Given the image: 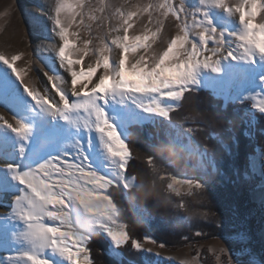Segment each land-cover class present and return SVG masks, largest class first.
<instances>
[{
    "label": "rangeland",
    "instance_id": "374dc122",
    "mask_svg": "<svg viewBox=\"0 0 264 264\" xmlns=\"http://www.w3.org/2000/svg\"><path fill=\"white\" fill-rule=\"evenodd\" d=\"M164 2L165 0H64L65 7L61 12V20L67 27L70 44L66 52L73 60L80 58L83 53L81 62L73 64L72 68L78 73L87 72L89 66L97 68L91 81L83 77L77 80V90L84 85H87L85 91L90 90L94 83L98 82V77L104 73L103 67L97 66L96 62L101 59L105 47L110 45L109 50L104 53L108 56L110 64L113 61L118 63L121 49L111 45V40L117 36L123 37L126 19L131 24L128 29L130 39L134 36L148 35L149 40L145 43L150 45L147 51L140 48L136 52L126 54V62H134L141 55L146 59L162 55L171 39L179 33L177 18L170 11L167 15H162L166 10L159 8V5ZM168 2L177 6L181 4L185 13L189 14V23L193 16L201 21L200 27L215 29L220 33L225 54L233 52L236 56L235 59L232 57L219 59L216 72L203 67L196 69L189 87L192 92H211L224 106L230 105L232 113H239L245 126L242 130L243 136L247 138L251 148L254 147L253 154L247 159L248 174L245 173L244 180L248 183L246 194L249 204L256 207L255 216L250 224L248 223L249 225L240 221L241 228L231 227L233 231L231 230L229 236L205 237L203 233L201 237L194 234L196 238L188 239L184 245H171V243V246L165 245L150 236L146 238L156 242L155 244L144 238L139 242L140 249H134L131 242L130 247H127L129 241L116 246L102 231L95 234L102 236L107 242L106 255L116 264H228V262L264 264V149L262 147L264 129H260L257 118L258 116L264 118V112L259 111L261 104H264V58L257 56L253 62L240 57L238 42L235 40V36L242 32L238 13H226L222 8H217L213 0H203V2L168 0ZM224 2L234 9L241 0H224ZM56 6L57 0H0V54L9 59L12 55L20 57L14 66L21 71L24 85H28L41 95L47 93V96L54 101L60 99L57 95L58 86L66 91L71 104L77 101L71 96L72 77L67 70V62L65 61L62 66L58 57V50L63 45V41L57 34L58 30H55ZM81 10L84 13L82 17L77 15ZM261 15L264 13H259L254 22H261ZM183 19L181 17V27ZM195 31L193 29V32ZM190 38L198 41V36L195 34ZM212 46V42L209 41L207 47ZM185 47L190 48L189 45ZM204 56H210L211 60L218 58L202 50V54L197 56L196 60L202 62ZM49 77L57 79L56 86ZM24 85L7 64L0 61V117L4 118L0 120V264H29L24 259L25 254L40 256L48 260L49 264H68L51 250L35 248L24 239L26 224L14 211L15 201L22 193V185L14 179V173L7 166H17L18 171L23 172L38 167L54 157L63 158L70 154L77 161L86 159L88 168L102 176H111L114 168L99 134L94 128L87 130L84 128L82 112H68L65 118L53 115L35 104L24 91ZM152 99L118 93L98 102V106L126 143L130 136L129 128L133 126L149 125L159 129L164 135L171 136L172 141L184 153V164L190 167L187 168L188 172L171 177L195 178L205 183L206 187L207 183L212 181L207 174L208 171L214 172V164L194 140L193 134L196 130L200 131L194 127V114L191 116L185 114V119L180 123L172 122L170 115L180 112L183 98L179 102L159 101L162 107H174L167 118L143 110L141 106L151 103ZM5 121L13 125L16 122L26 125L30 129L28 136L24 139L17 137L10 129L3 126ZM187 129L192 131L189 133ZM189 145L197 149L200 156L190 155ZM166 181L167 192L176 198L199 191L178 184L173 186L174 190H170L167 184L171 183V180L166 179ZM133 184L135 186L130 189H124L122 185L118 189L124 201L128 191L137 187L135 180ZM88 187L92 186L88 185ZM109 188L111 187L102 191L108 194ZM112 188L117 189L114 186ZM176 191L180 194L177 195ZM168 200L172 201V199ZM49 207L55 210L53 206ZM72 207L73 212L80 217V223L76 227L82 230L87 229L93 219L103 220L107 227L116 228L117 225L122 224L118 221V211L113 223L94 216L78 202H74ZM134 213L148 228L153 220L152 215L137 206L134 208ZM231 217L232 222L236 221L235 216ZM177 222L182 220L178 219ZM44 223L49 226L59 225V221L47 218ZM171 242L176 243V240ZM88 255L91 259L89 252Z\"/></svg>",
    "mask_w": 264,
    "mask_h": 264
},
{
    "label": "snow or ice",
    "instance_id": "6c2138e0",
    "mask_svg": "<svg viewBox=\"0 0 264 264\" xmlns=\"http://www.w3.org/2000/svg\"><path fill=\"white\" fill-rule=\"evenodd\" d=\"M203 2V0H201ZM217 8H222L226 13H238L239 23L242 26V32L235 36L237 49L241 58L247 61H253L259 56L264 58V15H261V22L256 23V17L259 13H264V0H241V3L234 9L224 0H213ZM65 7L64 0H57L55 8L56 16L54 18L55 30H58L63 45L59 47L58 57L61 65L67 62L68 71L72 77L71 96L76 98V103H69L67 93L64 89L57 86V95L59 101H54L47 93L41 95L28 85H24L21 77V71L14 65L20 59L17 55L6 58L0 54V61L7 64L13 74L24 85V91L35 102L53 115H59L65 118L68 112H82L83 125L87 130L94 128L103 141L104 150L111 161L114 171L111 176H102L92 171L87 166L86 159L83 161L74 160L70 154L61 158L54 157L45 163L40 164L28 171L20 172L17 166L8 165V169L14 173V179L22 185V193L15 201L14 211L18 217L24 221L27 231L23 234L24 239L29 241L35 248L49 249L54 254L59 255L66 260L68 264H94L89 259L87 245L91 237L96 232H103L116 245L120 246L125 242H131L134 249H140V244L135 238H131L126 232L127 225L119 224L116 228L107 227L103 220L93 219L89 222L87 229L76 227L80 223V217L73 212V203L78 202L84 206L94 216L102 217L105 220L114 223V218L118 209L114 204L110 195L105 194L102 190L107 187H115L119 189L121 185L124 189L134 187L133 178L126 175V169L129 165L130 146L121 139L116 129L106 119L104 111L98 106V102L105 100L113 94H130L151 97L152 102L142 105L141 107L147 113H153L160 117L167 118L174 107H162L159 101L168 100L179 102L186 92H191L189 85L196 69L203 67L216 72L219 59L232 57L236 58L233 52L225 54L221 45L220 33L212 28L200 27L201 21L192 16L189 23V14L181 4L173 5L165 0L159 5V8L166 11L162 15H167L170 11L177 18L179 33L171 39L167 49L162 55L151 56L147 59L141 55L134 62L125 59L129 52H136L137 49L143 48L147 51L150 45L145 42L149 40L148 35L134 36L130 39L128 29L131 24L128 19L124 20L123 37L117 36L111 40V45H115L121 49L118 63L113 61L110 64L106 53L110 45L105 47L101 53V59L97 60V66H102L104 73L98 77V82L94 83L90 90L85 91L87 85L77 90V80L81 77L91 81V77L97 71L96 67L89 66L88 71L73 70V64H79L83 57L75 60L69 57L66 49L70 48L69 34L66 25L61 20V12ZM81 7V5H78ZM147 11V9H144ZM83 10L77 15L83 16ZM203 16V13H201ZM181 17H183V26L181 27ZM129 19L131 17L129 16ZM162 23V21H157ZM193 29L196 31L193 32ZM195 34L198 41H193L190 37ZM155 35V34H153ZM212 42V47L208 48V42ZM189 45V47H185ZM87 47V45H85ZM202 50L211 53L212 56L218 57L211 60L210 56H204L203 61L196 60V57L202 54ZM242 50V51H241ZM211 61V62H210ZM126 63L128 66H126ZM49 80L56 86V78L49 77ZM260 112H264V104L259 107ZM0 117V120H3ZM3 126L10 129L17 137L24 139L28 136L30 129L19 122L15 125L9 124L7 121ZM191 132V129H187ZM190 155H198L197 149L188 146ZM23 151V149H21ZM208 149L205 148L204 152ZM149 165H154L153 158L149 157ZM161 169L153 166V176H159L161 181L168 179L171 183L167 184V188L174 190V185H186L189 189L195 188L201 193L200 200L203 201L205 183L195 178H174L159 175ZM203 179V178H202ZM155 186V181L153 182ZM88 185L92 187L89 188ZM179 195V191H176ZM191 194V193H189ZM49 206H53L55 210H51ZM56 206H59L56 208ZM94 210V211H93ZM207 218L209 213H203ZM45 218L53 221H59V225L49 226L44 223ZM196 235H201L197 232ZM145 239L155 244L149 238ZM162 247L164 245H161ZM223 252V249H221ZM82 256V259H81ZM29 264H49V261L34 254H25ZM230 264V262H228Z\"/></svg>",
    "mask_w": 264,
    "mask_h": 264
},
{
    "label": "trees",
    "instance_id": "16d2710c",
    "mask_svg": "<svg viewBox=\"0 0 264 264\" xmlns=\"http://www.w3.org/2000/svg\"><path fill=\"white\" fill-rule=\"evenodd\" d=\"M181 102L180 112L171 114L170 119L180 123L185 114H194V127L200 130L193 134L194 140L200 148L208 149L206 153L213 160L214 172L207 174L212 181L205 187L203 201L199 191L173 197L166 190V179L161 181L159 176L154 177L152 169L153 166L161 169L159 175L165 177L182 175L190 168L184 164V153L171 136L164 135L159 129L149 125L129 128L127 144L131 158L126 175L135 178L137 187L128 191L126 201L120 197L118 189L109 188L108 195L118 209V221L127 225V233L138 242L153 236L156 241L171 246L186 244L188 239L196 238L193 235L197 232L201 237L203 233L205 237L229 236L233 231L231 227L241 228L240 221L250 224L255 216L256 207L249 204L248 183L244 180L248 172L247 159L253 154L254 147L251 148L243 136L245 126L239 113H232L230 105L224 106L208 91L186 92ZM257 118L260 129H264V118ZM149 157L153 158L154 165H149ZM136 206L152 215L149 229L135 215ZM203 212L209 216L203 218ZM231 216H235L236 221L232 222ZM178 219L182 222H177ZM107 246L102 236L91 237L87 248L94 264H116L106 255ZM127 247H130V240Z\"/></svg>",
    "mask_w": 264,
    "mask_h": 264
},
{
    "label": "bare ground",
    "instance_id": "6f19581e",
    "mask_svg": "<svg viewBox=\"0 0 264 264\" xmlns=\"http://www.w3.org/2000/svg\"><path fill=\"white\" fill-rule=\"evenodd\" d=\"M217 170V169H216Z\"/></svg>",
    "mask_w": 264,
    "mask_h": 264
}]
</instances>
